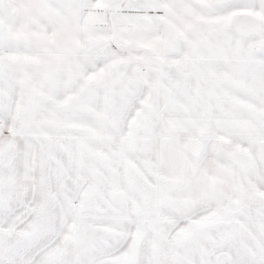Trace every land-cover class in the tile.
<instances>
[{"label": "snow or ice", "instance_id": "snow-or-ice-1", "mask_svg": "<svg viewBox=\"0 0 264 264\" xmlns=\"http://www.w3.org/2000/svg\"><path fill=\"white\" fill-rule=\"evenodd\" d=\"M0 264H264V0H0Z\"/></svg>", "mask_w": 264, "mask_h": 264}]
</instances>
